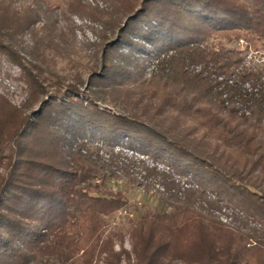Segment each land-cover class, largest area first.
<instances>
[{
  "label": "trees",
  "instance_id": "obj_1",
  "mask_svg": "<svg viewBox=\"0 0 264 264\" xmlns=\"http://www.w3.org/2000/svg\"><path fill=\"white\" fill-rule=\"evenodd\" d=\"M74 9L75 0H0V55L29 91L0 135L9 149L0 264H264V70L241 64L230 45L264 43V0H141L128 14L105 13L98 21L114 36L93 46L98 71L84 94L79 71L60 78L46 63L62 53L50 44L51 25ZM137 54L153 58L147 78L137 76ZM190 65L207 68V80ZM97 143L167 170L145 168L156 181L140 182L129 173L133 159L105 160ZM153 184L164 188L162 208L130 220V251L115 252L125 234L104 236V220L128 208L131 189L149 193ZM226 207L229 226L213 214Z\"/></svg>",
  "mask_w": 264,
  "mask_h": 264
},
{
  "label": "rangeland",
  "instance_id": "obj_2",
  "mask_svg": "<svg viewBox=\"0 0 264 264\" xmlns=\"http://www.w3.org/2000/svg\"><path fill=\"white\" fill-rule=\"evenodd\" d=\"M141 0H75L76 9L72 10L70 14H65L59 16L56 19L55 25H51L54 30V34L51 38V46L55 50L62 52L59 55L51 54L47 57L48 62H46L49 67H53L54 71L57 72L60 78L74 75L76 72H80L82 75L81 84L76 86V89L84 94L87 92L88 84L87 77L91 71H98L97 69V58L96 55L94 59L90 60V55L92 54L93 46L99 45L104 41H109L114 35L103 33V25L98 20L102 15L107 12L116 11L118 8L124 6L126 8V14L133 12L139 5ZM107 20L104 18L102 21ZM55 21V20H54ZM53 26V27H52ZM105 36V37H104ZM29 38L24 37L22 42L26 44ZM132 42H140L137 39H131ZM29 44V43H28ZM239 52V57L241 64L245 66H250L251 68H260L261 71L264 70V43L257 42L256 44L247 43L243 40H239L233 44H230ZM39 47V44H37ZM70 50L69 53L63 54L65 49ZM150 47H147V50ZM119 52L125 54L127 52L126 48H120ZM149 52V51H148ZM89 56V57H88ZM150 56V55H149ZM145 56L137 54L135 59L139 60L140 69H138L137 76H142L144 78L149 77L150 73L155 71V63L152 59L149 61L144 60ZM143 59V60H142ZM189 72L197 74H202V78L207 80V68L201 65H190L187 67ZM213 79V77L211 78ZM25 79L22 72L14 64H12L4 56L0 55V135L2 131L6 132L4 127V121L9 118V125L13 127L15 125L14 112L15 110H20L22 105L26 102L29 96V91L25 85ZM93 82V81H92ZM91 84V83H90ZM95 84V83H93ZM94 86V85H91ZM220 88L215 87V92L220 94ZM87 95V94H85ZM225 98V96H223ZM11 117V118H10ZM4 139V137L0 138ZM82 142H97V140H91L90 138H81ZM97 147L101 150L99 151V156L105 160L109 159V154L112 152L116 156L119 162L126 163L125 158L133 159L134 164L130 166L129 173L131 177L140 179L141 177L148 178L149 181L155 183V179L148 175L145 170L147 168L149 171L161 172L167 170V165L165 161L159 159H153L150 156H142L136 151H128L124 149L121 145L109 149L102 147V143H97ZM8 146L2 143L0 146V176L4 175L3 165L7 163L8 159ZM182 180V179H180ZM109 187L113 190H121V183H110ZM163 187L160 185L153 184V189L146 193L142 188L135 187L126 193L128 200V208L126 210H121L116 213L113 217L104 220L103 232L104 236L109 232L122 231L125 234L123 243H114L113 250L115 252L121 249L130 251V244L126 231L129 227V222L135 219L140 214L147 210L161 209L162 206L158 201V193L163 192ZM216 200L214 193H207L206 201ZM203 201L201 207L208 208L207 202ZM229 209H232L230 207ZM227 209H222L221 211H215L213 214L218 220L229 226L231 222L232 211ZM234 212H238L234 210ZM82 252L79 254L81 255ZM97 262L95 259L94 263ZM97 264H104L103 261H98Z\"/></svg>",
  "mask_w": 264,
  "mask_h": 264
}]
</instances>
